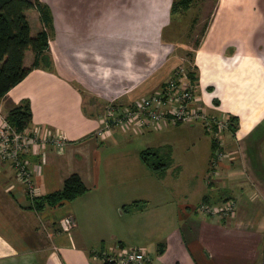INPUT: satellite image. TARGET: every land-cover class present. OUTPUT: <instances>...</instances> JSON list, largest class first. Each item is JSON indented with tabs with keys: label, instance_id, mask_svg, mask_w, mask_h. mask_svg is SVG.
Wrapping results in <instances>:
<instances>
[{
	"label": "crops",
	"instance_id": "obj_1",
	"mask_svg": "<svg viewBox=\"0 0 264 264\" xmlns=\"http://www.w3.org/2000/svg\"><path fill=\"white\" fill-rule=\"evenodd\" d=\"M38 1L48 7L51 25L34 8L25 16L31 37L46 32L50 63L31 70L0 100V125L11 107L27 100L29 128L64 140L60 150L47 145L26 156L34 197L60 190L72 174L87 191L38 213L9 163L0 164V264H103L94 252L128 248L143 249L146 264H264V0H216L191 51L200 99L236 117L238 127L224 135L226 158L217 175L208 183L196 174L189 197L140 159L141 151L159 146L139 141L130 151L128 145L133 137L183 124L96 137L101 106L128 105L152 93L182 62L164 41L174 0ZM32 62L26 50L23 66ZM105 143L122 149L101 152ZM205 197L211 204L232 200L233 214L199 216L193 209ZM66 216L74 226L62 231Z\"/></svg>",
	"mask_w": 264,
	"mask_h": 264
},
{
	"label": "built area",
	"instance_id": "obj_2",
	"mask_svg": "<svg viewBox=\"0 0 264 264\" xmlns=\"http://www.w3.org/2000/svg\"><path fill=\"white\" fill-rule=\"evenodd\" d=\"M173 68L170 78L155 91L128 105L110 102L99 118L96 137L115 131L142 134L146 130L159 131L179 124H200L214 144L208 167L209 180L217 175V168L226 158L224 152V135L228 132L229 116L221 115L216 106L203 103L198 95V81L192 82L188 77L189 69L183 65ZM191 66V67H190ZM190 69L194 71L191 62ZM61 135L43 132L29 127L16 131L7 123L5 117L0 125V164L9 163L15 171L17 180L25 187L26 193L34 197L31 184V172L26 156L40 153L47 145L55 149L64 147ZM201 217L225 218L233 214L235 203L227 200L219 204L201 202L193 209ZM61 230L67 231L74 226L72 216L61 220ZM102 262L113 264H146L149 256L141 248H128L118 254L94 252Z\"/></svg>",
	"mask_w": 264,
	"mask_h": 264
},
{
	"label": "trees",
	"instance_id": "obj_3",
	"mask_svg": "<svg viewBox=\"0 0 264 264\" xmlns=\"http://www.w3.org/2000/svg\"><path fill=\"white\" fill-rule=\"evenodd\" d=\"M195 0H174L170 12L171 14L188 11ZM36 9L43 25H51V15L47 6L38 0H0V100L10 89L21 82L33 69L48 67L50 60L47 54L48 37L44 30L30 36L29 25L25 12ZM206 27V26H205ZM26 50L33 53V62L29 68L23 66V58ZM192 62V61H191ZM188 77L192 82L198 81V72L188 66ZM32 113L27 100H22L18 105L11 107L5 116V120L16 131H22L30 126ZM228 132L234 134L238 127V119L233 116L228 118ZM214 144L211 143V149ZM158 150L146 149L140 152L142 162L154 173L163 172L166 165L162 163V158ZM87 191L80 177L76 174L70 175L64 182L60 190L39 196L30 197V208L38 213L46 209L56 208L66 202H71ZM208 197L204 202L209 203ZM131 206H137L135 202ZM103 264H113L104 262Z\"/></svg>",
	"mask_w": 264,
	"mask_h": 264
},
{
	"label": "rangeland",
	"instance_id": "obj_4",
	"mask_svg": "<svg viewBox=\"0 0 264 264\" xmlns=\"http://www.w3.org/2000/svg\"><path fill=\"white\" fill-rule=\"evenodd\" d=\"M215 2L216 0H195L188 11L173 14L170 24L164 31V41L173 45L171 55L180 58L182 61L181 65L184 67L191 65V51L204 32ZM170 76L171 72L165 81ZM116 103L121 105L120 102ZM108 104L104 105V107L101 106V111L98 113L99 117L104 114L105 107ZM117 136L120 144L124 145L123 134L119 132ZM139 141H151L155 146L160 147L158 154L162 158V163L166 165V168L163 172H158L157 175L165 178L169 186L174 188L176 185L184 186L186 196H188L187 189L190 188L187 185L196 181V174L197 176L199 175V178L206 176L203 178L207 179L208 171L205 174H203V171L207 167V159L210 153V137L204 133L200 124H195L193 128L183 124L162 133H148L133 137L132 141L128 144L130 145V151L133 150ZM107 145L105 143L100 146L102 148L101 152L111 151V148L108 149ZM121 149L122 146L113 148L112 151ZM227 200L230 199L227 198L221 202Z\"/></svg>",
	"mask_w": 264,
	"mask_h": 264
}]
</instances>
